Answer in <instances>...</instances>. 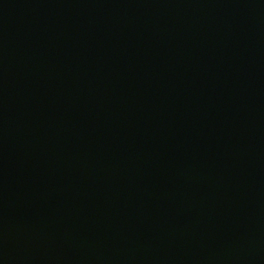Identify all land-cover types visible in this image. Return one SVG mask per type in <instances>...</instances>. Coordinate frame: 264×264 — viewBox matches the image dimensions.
<instances>
[{"label":"water","instance_id":"1","mask_svg":"<svg viewBox=\"0 0 264 264\" xmlns=\"http://www.w3.org/2000/svg\"><path fill=\"white\" fill-rule=\"evenodd\" d=\"M0 264H264V0H0Z\"/></svg>","mask_w":264,"mask_h":264}]
</instances>
